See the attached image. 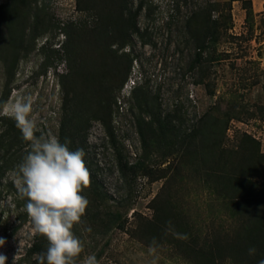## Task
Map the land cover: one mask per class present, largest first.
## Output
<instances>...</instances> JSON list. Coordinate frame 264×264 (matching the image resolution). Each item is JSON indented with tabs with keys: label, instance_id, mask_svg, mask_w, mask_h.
Segmentation results:
<instances>
[{
	"label": "rangeland",
	"instance_id": "obj_1",
	"mask_svg": "<svg viewBox=\"0 0 264 264\" xmlns=\"http://www.w3.org/2000/svg\"><path fill=\"white\" fill-rule=\"evenodd\" d=\"M138 2L0 0V108L30 97L36 135L85 153L75 264H260L264 221L234 205L264 187V0ZM28 150L0 115L5 264L48 248L19 196Z\"/></svg>",
	"mask_w": 264,
	"mask_h": 264
},
{
	"label": "clouds",
	"instance_id": "obj_2",
	"mask_svg": "<svg viewBox=\"0 0 264 264\" xmlns=\"http://www.w3.org/2000/svg\"><path fill=\"white\" fill-rule=\"evenodd\" d=\"M32 104L30 97L18 95L0 108V115L13 119L22 139L29 143L17 166L19 196L26 199L24 210L33 235L48 241L46 252L38 254L39 264H75L83 245L72 229L85 214L89 201L81 193L91 184L85 153L83 149L69 150L55 136H37V125L30 119ZM3 243L0 239V245ZM254 252L249 249L250 255ZM5 261L0 255V264ZM84 264H97V260L89 256Z\"/></svg>",
	"mask_w": 264,
	"mask_h": 264
},
{
	"label": "trees",
	"instance_id": "obj_3",
	"mask_svg": "<svg viewBox=\"0 0 264 264\" xmlns=\"http://www.w3.org/2000/svg\"><path fill=\"white\" fill-rule=\"evenodd\" d=\"M144 1L145 0H139L138 5H137V10L140 11L142 9V7L144 6ZM198 51H200L198 49ZM197 56L199 57L200 54H197ZM136 89V88H135ZM134 89V90H135ZM133 90V91H134ZM251 199H246V197H241L240 201H237V203H235V213L237 215H239L240 217H247L250 220H256V219H261L262 221H264V217H261L260 215V207H264V187L261 186H254L253 188V193L250 191ZM264 209V208H263ZM253 227L251 226L249 231H252ZM261 229V231L264 229L262 227V225H260L259 230ZM244 257V262L243 264H254V260L251 259V255H245L242 254ZM239 259V257H238Z\"/></svg>",
	"mask_w": 264,
	"mask_h": 264
},
{
	"label": "built area",
	"instance_id": "obj_4",
	"mask_svg": "<svg viewBox=\"0 0 264 264\" xmlns=\"http://www.w3.org/2000/svg\"><path fill=\"white\" fill-rule=\"evenodd\" d=\"M140 75L137 74V75H133L132 77H128L127 80L122 83V87H121V90H120V96L122 98H127L129 96H131L133 90L137 87V83H140ZM192 99V97H191Z\"/></svg>",
	"mask_w": 264,
	"mask_h": 264
}]
</instances>
